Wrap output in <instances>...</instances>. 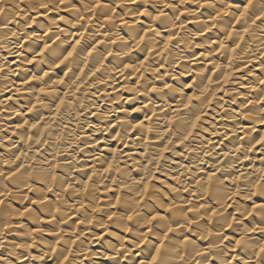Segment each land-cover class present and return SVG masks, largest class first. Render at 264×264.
<instances>
[{"label":"bare ground","instance_id":"bare-ground-1","mask_svg":"<svg viewBox=\"0 0 264 264\" xmlns=\"http://www.w3.org/2000/svg\"><path fill=\"white\" fill-rule=\"evenodd\" d=\"M264 0H0V264H264Z\"/></svg>","mask_w":264,"mask_h":264},{"label":"snow or ice","instance_id":"snow-or-ice-1","mask_svg":"<svg viewBox=\"0 0 264 264\" xmlns=\"http://www.w3.org/2000/svg\"><path fill=\"white\" fill-rule=\"evenodd\" d=\"M262 251H264V249H262Z\"/></svg>","mask_w":264,"mask_h":264}]
</instances>
